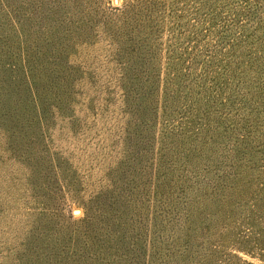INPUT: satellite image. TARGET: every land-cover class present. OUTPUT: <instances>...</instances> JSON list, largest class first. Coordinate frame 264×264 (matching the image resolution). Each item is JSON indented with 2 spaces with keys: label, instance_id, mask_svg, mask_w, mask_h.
<instances>
[{
  "label": "rangeland",
  "instance_id": "374dc122",
  "mask_svg": "<svg viewBox=\"0 0 264 264\" xmlns=\"http://www.w3.org/2000/svg\"><path fill=\"white\" fill-rule=\"evenodd\" d=\"M0 264H264V0H0Z\"/></svg>",
  "mask_w": 264,
  "mask_h": 264
},
{
  "label": "bare ground",
  "instance_id": "6f19581e",
  "mask_svg": "<svg viewBox=\"0 0 264 264\" xmlns=\"http://www.w3.org/2000/svg\"><path fill=\"white\" fill-rule=\"evenodd\" d=\"M78 213V212H77Z\"/></svg>",
  "mask_w": 264,
  "mask_h": 264
}]
</instances>
